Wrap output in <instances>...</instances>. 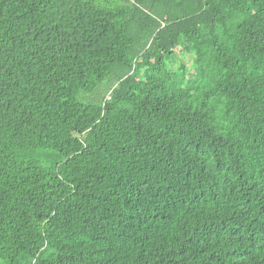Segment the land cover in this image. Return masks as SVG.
Listing matches in <instances>:
<instances>
[{
    "label": "trees",
    "instance_id": "1",
    "mask_svg": "<svg viewBox=\"0 0 264 264\" xmlns=\"http://www.w3.org/2000/svg\"><path fill=\"white\" fill-rule=\"evenodd\" d=\"M20 259L264 264V0H0Z\"/></svg>",
    "mask_w": 264,
    "mask_h": 264
},
{
    "label": "rangeland",
    "instance_id": "2",
    "mask_svg": "<svg viewBox=\"0 0 264 264\" xmlns=\"http://www.w3.org/2000/svg\"><path fill=\"white\" fill-rule=\"evenodd\" d=\"M187 60L188 59H184V61H186V62H187ZM44 154L47 156V159L44 162V165L55 166L56 164L59 163L60 159L55 153H53L51 151H47ZM19 264H29V263H28V260H26V259H20Z\"/></svg>",
    "mask_w": 264,
    "mask_h": 264
}]
</instances>
